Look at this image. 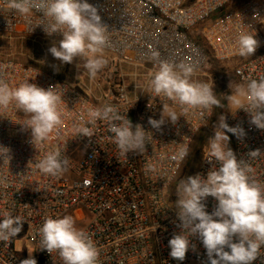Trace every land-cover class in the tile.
<instances>
[{"label": "built area", "instance_id": "2783aa9c", "mask_svg": "<svg viewBox=\"0 0 264 264\" xmlns=\"http://www.w3.org/2000/svg\"><path fill=\"white\" fill-rule=\"evenodd\" d=\"M88 2L98 9L109 30L104 54L113 68L105 75L97 74L95 79L86 75L87 83L79 86L38 68L0 59V79L11 86L25 80L44 89L57 86L65 112L63 125L34 146L31 130L20 124L25 114L14 107L0 111V146L9 148L12 157L9 164L0 159V211L24 218L19 234L28 248L35 249L37 264H62L57 253L51 255L39 249L38 229L47 217H63L72 211L79 215L85 211L91 216L84 230L99 249V264H206L205 249L195 237L192 243L196 250L190 249L184 261L170 257L168 241L180 231L175 207L178 177L189 156L183 162L170 157L183 145L191 153L203 131L208 138L214 135V129L208 128L214 109L211 115L189 111L176 124L166 122L157 131L148 119H159L162 102L166 101L152 96L148 81L160 61L192 65L193 77L207 78L208 83H212L209 72L213 65H229L238 84L264 77V0ZM41 18L37 9L27 19L4 11L0 13V35L9 39H62L59 35L49 37L42 26L35 27ZM248 30L255 32L259 46L251 57H241L235 39L238 32ZM105 104L117 106L121 114L127 112L133 125L141 124L153 133L146 154L129 152L127 157L121 156L103 122L97 123L91 139L74 132L78 114L87 106ZM249 119L243 110L226 117L229 126L242 127L246 133L240 139L228 133L230 147L238 159L251 165L254 177L264 184V155L255 159L248 156L256 149L264 151V130L251 125ZM208 138L194 175L206 176L212 166L204 157ZM78 148L82 153H76L79 159L75 161L71 154ZM51 150L60 151L62 158L68 159L66 170L56 177L35 168L36 158ZM150 162L158 163L159 172L145 175V165ZM215 203L208 197L209 213ZM261 251L252 264H264V249ZM22 260L15 249V238L0 242V264H21Z\"/></svg>", "mask_w": 264, "mask_h": 264}, {"label": "clouds", "instance_id": "9594fccd", "mask_svg": "<svg viewBox=\"0 0 264 264\" xmlns=\"http://www.w3.org/2000/svg\"><path fill=\"white\" fill-rule=\"evenodd\" d=\"M33 9L39 10L42 17L35 27L42 26L49 37H62L58 44L54 42L49 47L52 57L61 64L83 59L90 79H95L107 65L104 50L109 33L98 9L88 0H3L0 13L10 11L27 19ZM235 44L238 55L251 57L259 41L255 32L248 30L238 32ZM194 74L192 65L159 62L148 81V88L153 97L166 102H162L159 119L149 117L151 128L160 131L166 122L176 124L179 117L186 116L189 111L211 115L214 108L225 107L214 92L213 82L194 80ZM56 88L44 89L29 80L11 86L0 79V111L14 107L25 114L26 119L20 124L31 130L34 146L46 141L65 121L62 95ZM229 88L231 94L225 97L229 111L243 110L249 115L251 125L264 130V77L235 86L230 82ZM98 122L107 125L121 156L127 157L129 152L146 154L153 133L141 124L133 125L127 112L121 114L112 104L87 106L76 117L74 132L91 139ZM228 133L238 139L246 135L242 127L229 126L226 117L220 115L204 154L211 168L206 176L200 173L187 176L177 185L175 207L180 231L168 241L170 257L177 261H184L190 249L196 250L193 237L198 238L205 249L206 264H252L264 249V184L254 177L255 170L251 165L238 159L230 147ZM10 152L9 148L0 146V159L7 164L12 158ZM189 154V147L183 145L170 159L183 162ZM262 155L264 151L260 149L248 153L253 159ZM67 164L68 159L62 158L58 150L48 151L35 160V168L40 173L53 177L61 175ZM144 172L145 175L158 173V163H147ZM208 197L216 202L211 213L207 211ZM0 217V242L8 243L22 231L25 220L8 210L0 211ZM38 235L39 249L51 255L57 253L62 264H99L100 252L94 240L85 230L76 227L70 215L47 217L38 229ZM21 264H37V261L29 252V258Z\"/></svg>", "mask_w": 264, "mask_h": 264}, {"label": "rangeland", "instance_id": "374dc122", "mask_svg": "<svg viewBox=\"0 0 264 264\" xmlns=\"http://www.w3.org/2000/svg\"><path fill=\"white\" fill-rule=\"evenodd\" d=\"M59 41L54 40H44V39H28V38H12L9 39L5 36L0 35V59L1 60H13L17 63L35 67L47 73H50L56 78L66 80L70 83L76 85H83L87 83L86 75H88L87 69L84 68V60L79 59L74 60L71 64H61L59 60H56L48 52L49 47L53 43ZM104 58L107 60V65L98 72V75H105L109 72V69L113 68V65L108 60V55L104 54ZM80 64L78 68L77 65ZM125 72H131L130 68L122 67ZM209 75L212 79L214 85V92L218 95V98L225 105L224 108H214L212 118L209 122L208 128L214 129V125L218 122L220 115L227 117L231 111H229L228 101L225 99L226 95L231 94L229 88L230 82L235 86L238 84L232 75L230 74L229 65H213L210 69ZM201 82L208 83L207 78L198 77L194 78ZM208 138L206 131H203L195 140L191 153L185 163V166L178 177V181L186 178L187 176L194 175L196 169L200 165L202 160V150L205 145L204 141ZM76 153L81 154L82 150L78 148L75 152L71 154V157L77 161L79 158ZM83 214H77V211H72L66 215H70L74 218L76 222V227L79 229H85L88 222L91 220V216L85 211ZM15 249L21 254L23 259L29 258V252L31 256L36 259V251L33 248H28L22 240V235L18 234L15 237ZM37 261V260H36Z\"/></svg>", "mask_w": 264, "mask_h": 264}, {"label": "trees", "instance_id": "16d2710c", "mask_svg": "<svg viewBox=\"0 0 264 264\" xmlns=\"http://www.w3.org/2000/svg\"><path fill=\"white\" fill-rule=\"evenodd\" d=\"M57 79L64 81L63 79H60V78H57Z\"/></svg>", "mask_w": 264, "mask_h": 264}]
</instances>
